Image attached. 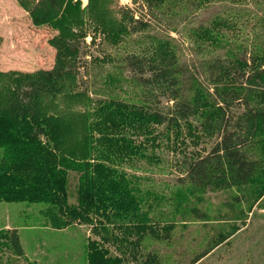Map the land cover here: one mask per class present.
<instances>
[{
    "label": "trees",
    "instance_id": "obj_1",
    "mask_svg": "<svg viewBox=\"0 0 264 264\" xmlns=\"http://www.w3.org/2000/svg\"><path fill=\"white\" fill-rule=\"evenodd\" d=\"M132 1L140 11H147L145 17L136 19L135 11L120 7L119 0H87L85 7L82 0H19L34 26L58 33L51 43L59 53L57 68L52 71L13 74L11 84L0 82V202L45 203L56 208L57 218L63 220L58 225L61 228L80 222L96 230L94 224L98 223L102 232L107 225L114 227L124 220L128 225L117 227L120 232L145 233L152 229L150 223L155 226L160 222L149 218L146 207L154 211L164 199L138 195L126 176L113 167L114 160L149 158L148 148L158 142L156 128L165 123L175 148L178 144L186 147L187 140L199 146L205 139H218L208 155L188 156L186 180L181 181L179 197L170 200L183 216L189 215L183 206L188 199L208 189L248 188L259 197L264 194V19H257L263 32L256 33L250 46L202 60L199 75L181 69L169 37L149 36V47L143 55L128 60L142 76L148 73L150 77L126 79L142 88L143 97L127 102L112 94L95 100L91 93L81 92L75 81L78 72L71 62L78 57L80 42L90 37L94 44L100 35L105 42L118 46L131 34L147 33V16L166 19L171 32H175L182 8L198 13L214 2L239 6L245 0ZM255 4L264 8V0ZM226 11L231 16L217 15L208 27L200 25L188 31V41L201 51L198 54L212 48L226 50L222 47L229 33L240 30L242 16ZM120 78L108 75L105 85L117 88ZM56 87H62L59 98ZM158 97L173 103L171 118L153 108ZM46 100L58 108L53 118L46 117ZM70 171L80 172L74 206L69 204ZM138 236L132 243L133 250L139 248L144 237ZM154 237L171 245L168 234ZM0 238L4 239L0 242L3 249L5 239L11 237ZM223 241L224 237L218 239V245ZM103 247L100 241H89L88 264H167L172 259L153 251L144 254L141 248L124 259L111 256Z\"/></svg>",
    "mask_w": 264,
    "mask_h": 264
},
{
    "label": "rangeland",
    "instance_id": "obj_2",
    "mask_svg": "<svg viewBox=\"0 0 264 264\" xmlns=\"http://www.w3.org/2000/svg\"><path fill=\"white\" fill-rule=\"evenodd\" d=\"M255 1L245 0L239 6L214 2L198 13L193 12L194 9L186 12L182 8L180 14L183 16L176 20L179 22L174 26L177 33L171 32L166 19L158 21L147 16L144 20L150 24L147 33L131 34L118 46L105 42L100 35L92 44V39L88 37L86 41L80 42L78 57L71 62L78 72L75 79L77 87L81 92L91 93L95 100L106 99L112 94L127 102L142 98V88H136L133 82L128 81L132 78H149L150 74L142 76L137 67L129 65L128 59L143 55L149 47V36H162L166 40L169 37L181 69L199 75L202 60H212L213 57L224 56L227 51L250 46L256 33L263 32L257 19H264V8H259ZM119 2L120 7L135 11L136 19L140 15L145 17L147 11H140V7L132 0ZM82 3L85 7L88 2L82 0ZM226 10L242 16L243 25L238 23L240 30L235 29L229 33L222 47L226 50L212 48L198 54L201 51L188 41V31L200 25L208 27L211 19L217 15L227 13L231 16ZM57 35L48 27L34 26L19 0H0V82L9 85L13 74L36 75L57 68L59 50L51 43ZM108 75L122 76L121 82L116 84L117 88L105 85ZM56 88L59 98L62 87ZM50 100H46L44 107L48 114L46 117L53 118L58 108ZM153 108L167 119L173 116V103L167 98L158 97V103ZM48 109L52 111L47 113ZM60 117L64 118V115L60 114ZM192 123L198 125L195 120ZM168 131L166 123L157 126L158 142L156 147L148 148L149 158H133L125 162L114 160L113 166L118 173L126 176L138 195H152L160 201L164 199L161 204L157 203L154 211L147 207L145 209L149 218L160 221L155 226L149 224L154 230L148 229L140 234L134 231L125 235L117 229H121L124 220L114 227L107 225L105 229L102 228V232L98 223L96 226L94 224L96 230L92 225L80 222L61 228L58 225L61 226L60 221L63 220L57 218L56 208L45 203L0 202V237H11L5 239L3 249L0 247V264H88L89 241H100L111 256H124V259L141 248L144 254L153 251L162 257L168 255L172 259L167 264H190L194 258L205 254L196 264H264V194L259 197L258 193L253 194L248 188L208 189L202 195L188 199L183 206L189 210V215L183 216L170 200L175 195L179 197L177 193L181 181L186 180L185 167L187 159H191L188 156L190 153L208 155L218 139H205L199 146L187 140L186 147L178 144L180 146L175 148L174 137ZM169 137L170 141L167 140ZM42 141L48 142L46 138H42ZM2 156L0 151V161ZM79 178L80 172H69L68 194L72 206L77 204ZM127 225L124 223L123 229ZM170 226V232L166 233ZM165 234L171 237L170 246L168 240L154 237ZM138 235L144 237L139 248L133 250L132 243L137 242ZM221 237H224V241L218 245L217 240ZM1 241L4 239L0 238Z\"/></svg>",
    "mask_w": 264,
    "mask_h": 264
},
{
    "label": "bare ground",
    "instance_id": "obj_3",
    "mask_svg": "<svg viewBox=\"0 0 264 264\" xmlns=\"http://www.w3.org/2000/svg\"><path fill=\"white\" fill-rule=\"evenodd\" d=\"M123 1H125V0H123Z\"/></svg>",
    "mask_w": 264,
    "mask_h": 264
}]
</instances>
